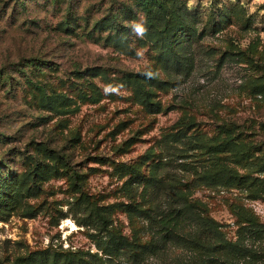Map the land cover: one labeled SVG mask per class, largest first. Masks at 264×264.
Listing matches in <instances>:
<instances>
[{"label": "rangeland", "instance_id": "1", "mask_svg": "<svg viewBox=\"0 0 264 264\" xmlns=\"http://www.w3.org/2000/svg\"><path fill=\"white\" fill-rule=\"evenodd\" d=\"M160 2L0 0V264H264V0Z\"/></svg>", "mask_w": 264, "mask_h": 264}, {"label": "trees", "instance_id": "2", "mask_svg": "<svg viewBox=\"0 0 264 264\" xmlns=\"http://www.w3.org/2000/svg\"><path fill=\"white\" fill-rule=\"evenodd\" d=\"M135 6L140 10V12L147 16L153 11H158L159 16L163 22L160 32L166 33L171 30H176V16L173 13H166L160 0H133ZM25 83L31 85L32 87H38L25 76ZM40 89V88H39ZM222 169L215 168L214 174L221 172ZM217 175V174H216ZM169 206H172L171 204ZM158 232L167 233L168 230L176 231L177 221H176V211L174 213L173 209L167 210L157 221ZM244 230H254V236L259 239H264V226L257 225L252 226L251 224H246L243 228ZM233 251V250H232Z\"/></svg>", "mask_w": 264, "mask_h": 264}, {"label": "clouds", "instance_id": "3", "mask_svg": "<svg viewBox=\"0 0 264 264\" xmlns=\"http://www.w3.org/2000/svg\"><path fill=\"white\" fill-rule=\"evenodd\" d=\"M136 31H137L138 33H143L144 29H143L142 27H140V26H137V27H136Z\"/></svg>", "mask_w": 264, "mask_h": 264}]
</instances>
